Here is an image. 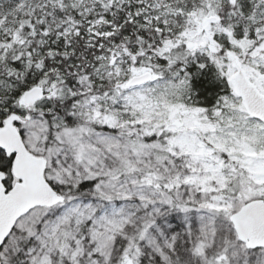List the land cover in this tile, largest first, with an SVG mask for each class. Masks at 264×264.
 <instances>
[{"label":"snow or ice","instance_id":"obj_1","mask_svg":"<svg viewBox=\"0 0 264 264\" xmlns=\"http://www.w3.org/2000/svg\"><path fill=\"white\" fill-rule=\"evenodd\" d=\"M0 264H264V0H0Z\"/></svg>","mask_w":264,"mask_h":264}]
</instances>
